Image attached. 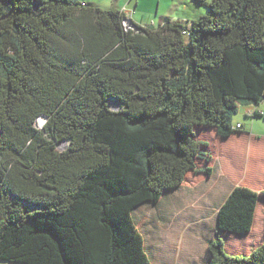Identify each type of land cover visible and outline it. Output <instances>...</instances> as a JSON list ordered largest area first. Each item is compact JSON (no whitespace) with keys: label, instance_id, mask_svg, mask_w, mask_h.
Masks as SVG:
<instances>
[{"label":"trees","instance_id":"trees-1","mask_svg":"<svg viewBox=\"0 0 264 264\" xmlns=\"http://www.w3.org/2000/svg\"><path fill=\"white\" fill-rule=\"evenodd\" d=\"M194 2L207 14L189 24L125 31L114 9L0 0L1 262L150 264L133 212L209 163L198 130L228 139L264 101V0ZM260 198L234 188L217 230L247 236ZM207 253L264 264V244Z\"/></svg>","mask_w":264,"mask_h":264},{"label":"crops","instance_id":"crops-1","mask_svg":"<svg viewBox=\"0 0 264 264\" xmlns=\"http://www.w3.org/2000/svg\"><path fill=\"white\" fill-rule=\"evenodd\" d=\"M83 6H95L101 10H118L120 7L124 6L127 10H132V23L138 27H145L140 22H143L142 15L139 16L140 21L134 19L137 17V10L142 5H149L156 11L155 21H151L152 27H157L163 20H170L171 22H182L189 24L193 20H196L202 16L201 11L197 10L200 6L196 5L194 0H112L114 3L106 2L107 0H75ZM193 1V2H192ZM163 6L164 11L169 13L176 12V15L169 16L166 13H159V8ZM129 8V9H128ZM189 12L185 17H181L179 14ZM195 17V18H194ZM243 116H248V112L257 111L264 113V101L258 107H241ZM252 119H264L262 117H251ZM238 125V124H237ZM236 125V126H237ZM240 129L236 130L235 133L228 139H219L213 130L204 129L201 134H197V140L204 134L213 133L211 137V149L209 153L210 161L208 163V169L212 174L210 178L206 176V182L199 185L200 190L196 188L188 190L187 193L182 197L178 196V192L181 190H175L166 193L161 197L156 205L149 206H159L165 205L170 206L171 197L174 199L177 208H185L191 205V203H198L199 201L204 202L207 199L210 202H217L218 207H209L210 210L215 211L212 215L218 212V209L223 204L230 192L237 187H244L253 192L260 193L264 191V135H259L255 132H243L238 131L243 130V125H239ZM208 131V132H207ZM201 142V141H200ZM187 176V175H186ZM205 187V188H204ZM211 196L213 198H211ZM212 203V204H213ZM148 206V205H145ZM173 206V205H172ZM143 207V206H142ZM141 208V207H140ZM139 208V209H140ZM138 210V209H137ZM135 210L134 212H136ZM197 210V206L195 208ZM211 215V217H213ZM133 219V217H132ZM135 224V222H134ZM259 225H264V199H258L252 229ZM200 230H197L199 235L206 230L205 226H201ZM136 228V225H135ZM186 227L182 226L177 229V234L180 232V236L176 237L170 233H160L152 234L151 239L145 241L143 239L144 251L149 259L150 264H207L209 256L207 253V244L212 241L209 239L204 240L203 244L196 245V234L193 237H182L186 233ZM138 231V230H137ZM210 231V229H209ZM250 231V232H251ZM210 233L215 234L216 238H222L221 235H226L220 233L216 227V216H215V227L210 231ZM140 234V233H139ZM231 236V235H227ZM214 237V238H215ZM236 237V236H233ZM246 237V236H244ZM236 237V238H244ZM199 238V237H198ZM182 244H185L182 246ZM198 249H197V248ZM184 248V251L182 250ZM184 254H183V252ZM203 251L202 256H198V251ZM195 257V261H190L191 256ZM230 255V254H229ZM197 261V262H196Z\"/></svg>","mask_w":264,"mask_h":264},{"label":"rangeland","instance_id":"rangeland-1","mask_svg":"<svg viewBox=\"0 0 264 264\" xmlns=\"http://www.w3.org/2000/svg\"><path fill=\"white\" fill-rule=\"evenodd\" d=\"M114 1V0H113ZM112 0H109V3L113 5ZM210 1V0H208ZM108 2V0L106 1ZM126 7L121 6L120 10H125ZM129 9V8H128ZM197 10L201 11L202 16L207 14V10L203 7L197 8ZM128 16L127 19H129L132 22V10H127ZM156 11L154 8L150 7L149 5H142L140 3V7L137 10V17L134 19H137L140 21L139 16L142 15L143 22H140L142 25L148 26L151 25V21H155V14ZM159 13H166L169 14V16H175L176 12H168L163 10V6L159 8ZM186 14H189V12L181 13L179 14L181 17H185ZM201 17V16H200ZM195 18V17H194ZM148 24V25H147ZM264 45V42H263ZM39 122L37 126H39ZM243 125V130L238 131L239 133L243 132H250L253 130V132L264 135V119H252L250 116H243L242 109L239 108L237 113L232 118V126L236 127V125ZM202 131V130H201ZM208 132V131H207ZM197 134H201V132H197ZM213 133L210 131L209 133H204L199 140L203 143H206L208 148L206 152H209L211 149L209 148V145H211V137ZM61 149V148H60ZM205 152V151H204ZM204 169H208V163L197 162L196 163V170L198 173H189L187 174L184 183L181 186V190L178 192V196H184L188 190L194 189L197 186V189L200 190L202 183L206 182L205 178L206 176L208 178L211 177V173L207 175L204 173ZM205 188V187H204ZM173 197V196H172ZM171 197V203L172 205H159V206H143L140 209H138L136 212H133L132 217L133 221L135 222L136 229L140 233V235L145 239V241L148 242L150 236L152 234H160V233H170L174 235L176 233V237L180 236V232L177 234V229L184 226L186 227V233L185 235H182V237H193L195 234L199 237L196 238V245L203 244L204 240L209 239V237L212 239V241L216 238L215 234L212 235L210 231L214 229L215 227V216L216 214L212 215V213H216L215 211L210 210L211 207H218L217 202L214 204L213 202L208 201L207 199H204L202 201H199L196 203H191V205L186 206L185 208H177L176 205H174L175 201ZM214 197V196H213ZM211 196V198H213ZM174 202V203H173ZM213 203V204H212ZM197 206V210H195ZM210 207V208H209ZM211 215L213 217H211ZM201 226H205L206 230H204L201 235H199L197 230H200L202 228ZM210 229V231H209ZM215 237V238H214ZM221 241L223 242L225 251L227 254L230 255H238V256H248L253 250L256 248L262 246L264 244V225H259L252 229V231L244 238H236L233 236H227V235H221ZM211 241V242H212ZM185 244H182L184 246ZM209 243L207 244L208 247ZM197 248V247H196ZM198 249V248H197ZM184 251V248L182 249ZM181 250V251H182ZM182 251V252H183ZM203 251H198L197 255L202 256ZM184 254V252H183ZM198 256H191L192 259L190 261H195L194 258ZM197 262V261H196ZM195 263V262H194ZM191 263V264H194ZM0 264H9L6 262H1Z\"/></svg>","mask_w":264,"mask_h":264},{"label":"built area","instance_id":"built-area-1","mask_svg":"<svg viewBox=\"0 0 264 264\" xmlns=\"http://www.w3.org/2000/svg\"><path fill=\"white\" fill-rule=\"evenodd\" d=\"M120 12L123 13V15H124V20H123V22H122V27H123V29H124L125 31H128V30H136V28H135V26L133 25V23H132L129 19H127L128 12L126 11V9H125V10H124V9H123V10H120ZM132 26H134L135 29H133ZM248 115H249L250 117H253V116L264 117V113H262V112H257V111H250V112H248ZM38 122L40 123L38 127L41 128V127L43 126V124H44L45 121L41 118V119L38 120ZM38 122H37V124H38ZM235 129H236V130L240 129V126L237 125V126L235 127Z\"/></svg>","mask_w":264,"mask_h":264},{"label":"bare ground","instance_id":"bare-ground-1","mask_svg":"<svg viewBox=\"0 0 264 264\" xmlns=\"http://www.w3.org/2000/svg\"><path fill=\"white\" fill-rule=\"evenodd\" d=\"M111 108H113V109H114V108H115V105H114V104H111Z\"/></svg>","mask_w":264,"mask_h":264},{"label":"water","instance_id":"water-1","mask_svg":"<svg viewBox=\"0 0 264 264\" xmlns=\"http://www.w3.org/2000/svg\"><path fill=\"white\" fill-rule=\"evenodd\" d=\"M192 2H193V1H192ZM132 28L135 29L134 26H132Z\"/></svg>","mask_w":264,"mask_h":264}]
</instances>
